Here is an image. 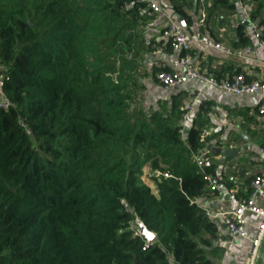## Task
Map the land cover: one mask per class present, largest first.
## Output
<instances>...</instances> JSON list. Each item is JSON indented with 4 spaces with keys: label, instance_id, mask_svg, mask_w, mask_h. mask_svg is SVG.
Instances as JSON below:
<instances>
[{
    "label": "trees",
    "instance_id": "obj_1",
    "mask_svg": "<svg viewBox=\"0 0 264 264\" xmlns=\"http://www.w3.org/2000/svg\"><path fill=\"white\" fill-rule=\"evenodd\" d=\"M169 1L190 24L187 0ZM59 2L0 0V66L16 103L0 109V264H213L217 228L196 203L207 181L194 160L215 140L209 108L182 123L178 95L142 105L145 4ZM156 46L173 51L164 37ZM136 218L156 233L145 250Z\"/></svg>",
    "mask_w": 264,
    "mask_h": 264
},
{
    "label": "crops",
    "instance_id": "obj_2",
    "mask_svg": "<svg viewBox=\"0 0 264 264\" xmlns=\"http://www.w3.org/2000/svg\"><path fill=\"white\" fill-rule=\"evenodd\" d=\"M233 4L235 9L230 10L228 7ZM209 9L211 6L207 9L205 26L199 23L198 0H187L185 3V11L190 17L188 25L185 20V25L181 23L182 16L176 14L172 8L170 13L174 21L187 30L199 29L233 51L250 48L251 52L242 58L196 43L191 53L197 67L217 78H226L239 71L249 79H263L264 46L250 24L264 23V0H228L225 6H219L218 9L213 10L212 14L209 13ZM143 15L145 20L140 26L143 38L146 39V45L149 42L153 45L152 51L141 55L143 59L138 75L142 77L141 80L146 85L145 92L153 101L152 105L157 106L159 101H168L172 95H178L186 107L189 96L185 90L189 88L200 91L197 107L205 104L209 108L205 117L207 124L204 135L205 137L215 136V140L211 143L207 142L208 146L221 147L222 150L232 148L239 150L235 157L228 158L222 154L215 156L210 151L207 155V164L216 166V172L212 177L214 180L226 183L228 189L237 196H248L252 182L257 177L264 176V157L260 152V148L264 147V116L258 113L260 96L235 95L210 86H203L199 81H192L185 86L166 91L156 80L154 72L157 69L168 71L179 69L180 52L174 50L166 52L160 47L157 48L156 42L163 39V21L154 15ZM241 25L244 27L239 33L238 28ZM159 49L161 52L154 54ZM217 140L220 141V145L216 144ZM255 202L258 207L264 208V185ZM196 203L217 228V239L213 240L212 246L205 247L213 264H250L248 259L251 243L249 240L237 238L231 243L219 241L220 237L228 238L224 213H229L236 207V203L230 200L229 193L220 190L211 191L209 186H206ZM246 220L247 233L249 236H254L260 217L248 212ZM254 264H264V240Z\"/></svg>",
    "mask_w": 264,
    "mask_h": 264
},
{
    "label": "built area",
    "instance_id": "obj_3",
    "mask_svg": "<svg viewBox=\"0 0 264 264\" xmlns=\"http://www.w3.org/2000/svg\"><path fill=\"white\" fill-rule=\"evenodd\" d=\"M139 4H145L148 14L154 15L163 21L162 35L165 39L171 41L172 48L176 52H183L184 55L179 58V69L166 71L162 70L156 74V80L166 90L172 91L180 86H185L192 81H199L203 86H210L217 90L232 93L235 95H259L258 113L264 116V78L263 79H249L244 73L234 74L226 78H217L206 71L200 70L193 60L192 50L194 44L200 43L206 47L222 51L228 55H235L238 57H246L251 52L250 48L233 51L225 47L222 43L215 41L211 36L201 30L190 31L179 25L171 17L170 10L172 8L169 0H136ZM216 0H198L199 3V23L205 26L207 18V9ZM253 32L258 37L260 43L264 46V24L252 23L250 24ZM157 50L154 54L160 53ZM10 75L0 66V109L10 110L16 107V103L8 97L5 92L6 85L10 82ZM185 92L189 96V101L185 107V113L182 116L181 122L185 123L189 116L195 111L200 96V91L196 89H186ZM185 128L180 129L182 135L185 134ZM205 136V135H204ZM204 138V137H203ZM211 147L206 144L202 153L194 156L200 171L207 181V186L211 191H224L229 193L230 200L236 203L233 211L224 213V224L227 231L228 238L220 237L221 243H231L234 239L243 238L251 243V250L249 254V263L254 264L259 254L262 242L264 240V208L258 207L255 199L259 195L264 185V176L257 177L251 184V191L248 196H237L230 191L223 181L214 180L211 174H208L206 168L207 155ZM261 155L264 157V147L260 148ZM156 174V176H158ZM166 177H171L165 174ZM252 212L260 217V223L254 236H249L247 233L246 213ZM142 221L136 218L135 224L132 227L134 235L144 239V250L153 244V241L147 240L142 233Z\"/></svg>",
    "mask_w": 264,
    "mask_h": 264
},
{
    "label": "rangeland",
    "instance_id": "obj_4",
    "mask_svg": "<svg viewBox=\"0 0 264 264\" xmlns=\"http://www.w3.org/2000/svg\"><path fill=\"white\" fill-rule=\"evenodd\" d=\"M25 1H27V2H33V1H36V2H43V0H25ZM58 1H60L59 2V4L61 5V6H63V7H65L68 3H70V0H66V1H63L62 3H61V0H58ZM139 94L140 95H142V97H143V100H142V105L146 108V109H149V108H153V107H156V106H154V105H152V102L153 101H151L150 100V97H149V94H147L146 92H145V90L144 91H142V92H139ZM151 101V102H150ZM151 171L149 170V169H147V168H145L144 167V169H143V173H142V176H141V179H142V181L144 182V183H146V184H148L150 187H152V188H154V183L152 182V180H151Z\"/></svg>",
    "mask_w": 264,
    "mask_h": 264
},
{
    "label": "water",
    "instance_id": "obj_5",
    "mask_svg": "<svg viewBox=\"0 0 264 264\" xmlns=\"http://www.w3.org/2000/svg\"><path fill=\"white\" fill-rule=\"evenodd\" d=\"M180 21L183 25H185L184 23V19L182 17H180ZM211 153L215 156H219V155H223L224 157H235L239 150L236 149V148H232V149H225V150H222L221 147H212V148H209ZM141 230H142V233L145 235V237L147 238V240L149 241H153L155 238H156V233L150 231L145 225L144 223L142 222V225H141ZM149 233H151V238L149 237Z\"/></svg>",
    "mask_w": 264,
    "mask_h": 264
},
{
    "label": "snow or ice",
    "instance_id": "obj_6",
    "mask_svg": "<svg viewBox=\"0 0 264 264\" xmlns=\"http://www.w3.org/2000/svg\"><path fill=\"white\" fill-rule=\"evenodd\" d=\"M148 235H149V237L151 238V233H149Z\"/></svg>",
    "mask_w": 264,
    "mask_h": 264
}]
</instances>
